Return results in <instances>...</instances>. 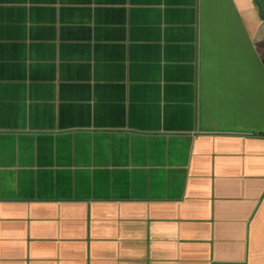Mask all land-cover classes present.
Wrapping results in <instances>:
<instances>
[{
  "label": "crops",
  "instance_id": "0c3cea01",
  "mask_svg": "<svg viewBox=\"0 0 264 264\" xmlns=\"http://www.w3.org/2000/svg\"><path fill=\"white\" fill-rule=\"evenodd\" d=\"M0 264H264L255 0H0Z\"/></svg>",
  "mask_w": 264,
  "mask_h": 264
},
{
  "label": "water",
  "instance_id": "95a60500",
  "mask_svg": "<svg viewBox=\"0 0 264 264\" xmlns=\"http://www.w3.org/2000/svg\"><path fill=\"white\" fill-rule=\"evenodd\" d=\"M255 1L258 3V5H259V10H260V13H261V16H262V18L264 19V10H263V8H262V6H261L259 0H255Z\"/></svg>",
  "mask_w": 264,
  "mask_h": 264
}]
</instances>
